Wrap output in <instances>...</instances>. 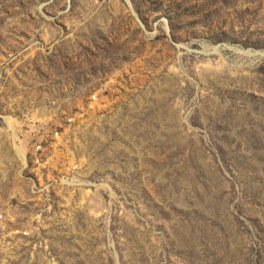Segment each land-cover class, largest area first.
I'll list each match as a JSON object with an SVG mask.
<instances>
[{"label": "rangeland", "instance_id": "rangeland-1", "mask_svg": "<svg viewBox=\"0 0 264 264\" xmlns=\"http://www.w3.org/2000/svg\"><path fill=\"white\" fill-rule=\"evenodd\" d=\"M9 111L0 264H264V0H0Z\"/></svg>", "mask_w": 264, "mask_h": 264}, {"label": "built area", "instance_id": "built-area-1", "mask_svg": "<svg viewBox=\"0 0 264 264\" xmlns=\"http://www.w3.org/2000/svg\"><path fill=\"white\" fill-rule=\"evenodd\" d=\"M35 115H32L35 120L34 125L24 126L22 124L25 122L20 119L19 113L9 111L0 114V166L10 170H13V167H19L17 170L19 179L24 178L22 176L24 170L30 167L43 168L53 162V154L50 150L54 145L55 136L52 128H55V117L51 113H42L40 117ZM66 121L70 124L68 127L70 131L73 119ZM57 124L59 127L64 126L61 121ZM56 134V136L59 135ZM38 171L41 173L42 169ZM0 182L4 183L3 177L0 178ZM32 190L34 195L37 189L34 187ZM5 221L6 214L2 211L0 212V230L4 228Z\"/></svg>", "mask_w": 264, "mask_h": 264}]
</instances>
